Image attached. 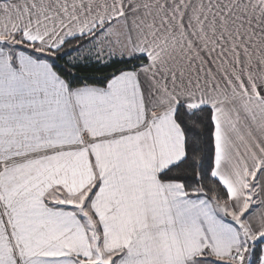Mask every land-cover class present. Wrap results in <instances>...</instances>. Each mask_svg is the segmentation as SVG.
<instances>
[{"label":"snow or ice","instance_id":"6c2138e0","mask_svg":"<svg viewBox=\"0 0 264 264\" xmlns=\"http://www.w3.org/2000/svg\"><path fill=\"white\" fill-rule=\"evenodd\" d=\"M0 264H264V0H0Z\"/></svg>","mask_w":264,"mask_h":264}]
</instances>
